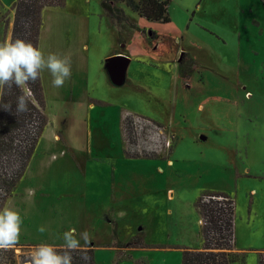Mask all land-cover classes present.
<instances>
[{"label":"rangeland","instance_id":"374dc122","mask_svg":"<svg viewBox=\"0 0 264 264\" xmlns=\"http://www.w3.org/2000/svg\"><path fill=\"white\" fill-rule=\"evenodd\" d=\"M16 1L0 0V43ZM124 10V45L101 0H66L42 19L38 47L70 56L72 75L61 88L40 76L47 125L3 207L22 218L13 264L40 244L63 247L73 227L92 234L82 248L95 264H180V249L202 241L195 204L207 192L234 200L236 249L264 264V0H170L168 23ZM114 49L132 59L119 83L106 67ZM126 113L163 126L168 159L126 157Z\"/></svg>","mask_w":264,"mask_h":264},{"label":"trees","instance_id":"16d2710c","mask_svg":"<svg viewBox=\"0 0 264 264\" xmlns=\"http://www.w3.org/2000/svg\"><path fill=\"white\" fill-rule=\"evenodd\" d=\"M65 0H17L14 6L13 26L10 41L21 39L38 48L42 28V11L49 7H63ZM117 1L124 2L140 17L151 22L168 23L167 9L170 0H103L102 10L117 26L127 23V18ZM23 88L15 85L4 90L0 97V209L11 198L24 178L26 169L47 125L44 114V93L41 77ZM25 96L28 112L17 113V97ZM11 104V109L2 106ZM120 128L124 142V153L128 158L168 159L172 143L166 147L168 135L162 125L143 116L126 113L121 118ZM162 131V132H161ZM199 213L200 234L203 239L201 251L182 252L181 264H232L243 261L235 246V203L222 192H207L196 201ZM131 243L141 246L136 239ZM62 249L63 247H56ZM14 250H0V264H13ZM261 263V261H260ZM73 264H95L91 247L73 253Z\"/></svg>","mask_w":264,"mask_h":264},{"label":"clouds","instance_id":"9594fccd","mask_svg":"<svg viewBox=\"0 0 264 264\" xmlns=\"http://www.w3.org/2000/svg\"><path fill=\"white\" fill-rule=\"evenodd\" d=\"M47 70L52 77L54 88L63 87L72 75L71 57L43 51L21 39L0 43V97L4 90L9 91L15 85L18 88L34 83ZM11 109V104L2 106ZM28 101L25 96L17 97L16 112H28ZM123 215V214H122ZM22 218L17 211L10 208L0 209V250H10L16 247L20 240ZM39 232L46 229L40 227ZM62 249L49 244L38 245L30 254L28 264H73V253L91 243L93 236L83 231L77 238V229L71 228L63 233ZM84 241L81 245L80 240Z\"/></svg>","mask_w":264,"mask_h":264},{"label":"crops","instance_id":"0c3cea01","mask_svg":"<svg viewBox=\"0 0 264 264\" xmlns=\"http://www.w3.org/2000/svg\"><path fill=\"white\" fill-rule=\"evenodd\" d=\"M103 0H101V2H102ZM133 1V4L134 5H137L136 3H135V0H132ZM118 2H121V4H120V6L118 5ZM65 3H66V0L64 1V5H63V7H61V8H59V7H49V8H45V9H43V11H42V19H44V17H45V15H46V13L48 12V11H60V10H63L64 9V7H65ZM14 4V3H13ZM122 4L123 5H125V8H127V9H129V10H131V12L132 13H135V14H137L131 7H129V6H127L124 2H122V1H117L116 2V5H117V7L118 8H121V6H122ZM124 7V6H123ZM124 8V9H125ZM122 10H123V12H124V14H125V16H126V18L129 20V17H128V15L126 14V10H124L123 8H121ZM134 11V12H133ZM102 13H103V15L107 18V20H106V22H107V26H108V29H110L111 30V33L113 34V41L115 42V43H117V45H120V44H122V45H124V42L121 40V37H120V35H121V30L120 29H122V27H123V25H120V26H117L115 23H114V21L110 18V17H108V15L102 10ZM137 16L139 17V18H141V19H144L143 17H140L139 16V14H137ZM130 21V20H129ZM151 22V21H150ZM44 25V24H43ZM132 28V27H131ZM43 32H44V27H42V29L40 30V36H39V38L40 39H42V35H43ZM116 34H117V36H116ZM142 35H143V37H144V35H145V32H144V30L142 31ZM117 38H116V37ZM146 40V39H145ZM144 43V42H143ZM39 44L41 45V43L39 42ZM121 45V46H122ZM146 48H148L149 50H153V51H155V50H157V47H158V44L156 45V44H154V42H153V40H150V42H148L147 40H146ZM39 48V47H38ZM40 49V48H39ZM143 48H141V50H142ZM118 54H126V53H124V52H122V51H116L115 49L111 52V53H109V56H114V55H118ZM128 57H129V59H130V61H129V63H128V66H129V64H130V62L132 61V59H131V55L129 54V55H127ZM179 62H180V59H179ZM41 83H42V78H41ZM42 85H43V83H42ZM199 235H200V232H199ZM200 237H201V239H202V236L200 235ZM134 238H136V237H134ZM198 238H199V236H198ZM136 239H138V238H136ZM141 243H142V245L141 246H138V247H134V248H143L145 245H144V242L143 241H141V238L140 239H138ZM203 249V239H202V241L200 242V241H198V244H196V246L195 247H190V246H183L180 250H181V259H182V252L184 251V250H188V251H196V252H198V251H201ZM240 254H244L243 252H241V251H239L238 249H236ZM245 260H246V258H245V255H244V260L242 261V262H236V263H232V264H245ZM180 264H181V261H180Z\"/></svg>","mask_w":264,"mask_h":264},{"label":"water","instance_id":"95a60500","mask_svg":"<svg viewBox=\"0 0 264 264\" xmlns=\"http://www.w3.org/2000/svg\"><path fill=\"white\" fill-rule=\"evenodd\" d=\"M129 61V57L123 54L109 57L106 60V67L113 82L119 83L124 79Z\"/></svg>","mask_w":264,"mask_h":264},{"label":"built area","instance_id":"2783aa9c","mask_svg":"<svg viewBox=\"0 0 264 264\" xmlns=\"http://www.w3.org/2000/svg\"><path fill=\"white\" fill-rule=\"evenodd\" d=\"M158 2H164V1H166V0H157ZM169 144H170V140L169 139H167V142H166V147H168L169 146Z\"/></svg>","mask_w":264,"mask_h":264}]
</instances>
